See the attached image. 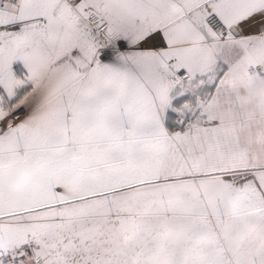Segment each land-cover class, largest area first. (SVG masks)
Listing matches in <instances>:
<instances>
[{
  "label": "snow or ice",
  "instance_id": "1",
  "mask_svg": "<svg viewBox=\"0 0 264 264\" xmlns=\"http://www.w3.org/2000/svg\"><path fill=\"white\" fill-rule=\"evenodd\" d=\"M0 264H264V0H0Z\"/></svg>",
  "mask_w": 264,
  "mask_h": 264
}]
</instances>
